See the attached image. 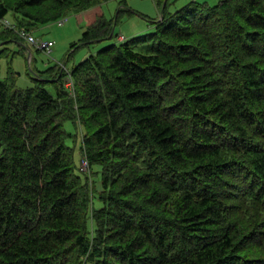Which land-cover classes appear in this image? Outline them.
<instances>
[{
	"label": "trees",
	"instance_id": "trees-1",
	"mask_svg": "<svg viewBox=\"0 0 264 264\" xmlns=\"http://www.w3.org/2000/svg\"><path fill=\"white\" fill-rule=\"evenodd\" d=\"M105 1L0 0V20L12 13L15 26L0 21V46ZM165 9L144 52L110 43L38 71L27 90L13 73L0 78V264H264V0ZM113 24L99 15L72 48L113 38ZM68 121L81 137L79 166Z\"/></svg>",
	"mask_w": 264,
	"mask_h": 264
},
{
	"label": "rangeland",
	"instance_id": "rangeland-1",
	"mask_svg": "<svg viewBox=\"0 0 264 264\" xmlns=\"http://www.w3.org/2000/svg\"><path fill=\"white\" fill-rule=\"evenodd\" d=\"M190 1L191 0H106L104 3L93 7L91 10L89 9L90 11H88V13H84L86 11L70 13L63 17L65 18L63 25H59L58 22H51L39 26L33 32L36 38L54 41L53 53L51 56L37 49L26 40L1 45L0 78L3 80H12L11 75L13 73L15 86L20 89H27L35 86L36 79L38 78V71L41 72L54 65H61L63 63L71 67L73 64L79 63L91 53L110 43H120L124 40L125 42L131 41V43L133 42L132 44L135 45L136 50H143L144 52L148 48L146 44L149 42V35L155 30V22L161 20L163 17L164 7L166 6V13L175 12ZM197 1L214 5L220 0ZM98 14L105 15L107 19L114 20V37L110 40L106 39L90 43L89 45L72 48L73 43L82 39L84 31L91 25L94 19L99 16ZM6 19L9 21L14 20L13 14H8ZM121 35L125 37L123 40L119 38ZM3 47H7L8 50L1 53ZM46 87L55 94L56 90L54 86L48 84ZM73 124L74 123L71 121H68L65 123V128L68 132L76 135V137L70 136L68 138V143L75 147V159L79 166L82 158L80 148L81 137ZM99 169L100 167L98 165L92 167V171ZM96 177V182H99V176L96 175ZM96 177L94 176L93 178L96 179Z\"/></svg>",
	"mask_w": 264,
	"mask_h": 264
},
{
	"label": "bare ground",
	"instance_id": "bare-ground-1",
	"mask_svg": "<svg viewBox=\"0 0 264 264\" xmlns=\"http://www.w3.org/2000/svg\"><path fill=\"white\" fill-rule=\"evenodd\" d=\"M2 2H3V1H2ZM197 4H198V3H197ZM229 5H230V3H229ZM4 6H5V5H4ZM190 6H191V4H190ZM198 6H199V5H198ZM226 6H227V5H226ZM195 7H196V6H195ZM201 7H202V6H201ZM69 9H70V8H69ZM76 10H77V9H76ZM184 15H185V14H184ZM208 15H209V14H208ZM76 17H77V16H76ZM176 17H177V16H176ZM163 18H164V17H163ZM174 19H175V18H174ZM174 19H173V20H174ZM176 21H177V20H176ZM177 23H178V22H177ZM179 23H180V22H179ZM27 31H28V30H27ZM86 35H87V34H86ZM83 37H84V36H83ZM85 37H86V36H85ZM85 37H84V38H85ZM110 37H111V36H110ZM90 38H91V37H90ZM158 38H159V37H158ZM86 39H88V36H87ZM79 40H80V39H79ZM108 40H110V39H108ZM156 41H157V40H156ZM89 43H90V42H89ZM128 43H129V42H128ZM132 43H133V42H132ZM132 43H131V44H132ZM85 44H87V43H85ZM113 44H114V43H113ZM136 44H137V43H136ZM126 45H127V44H126ZM228 45H229V43H228ZM79 46H80V45H79ZM122 46H124V45L121 44L120 48H121ZM132 46H133V45H132ZM113 47H114V46H113ZM113 47H112V48H113ZM125 47H126V46H125ZM158 47H159V46H158ZM160 47H161V46H160ZM120 48H119L118 50H121ZM106 49L109 50L110 48H109V49L106 48ZM106 49H105V51H106ZM110 50H111V49H110ZM75 51H77V50H75ZM113 51L115 52L114 49H113ZM121 51H122V50H121ZM73 52H74V51H73ZM116 52H117V51H116ZM116 52H115V53H116ZM157 52H158V51H157ZM70 53H71V52H70ZM76 53H77V52H76ZM118 53H119V52H118ZM105 54H107V53H105ZM105 54H104V55H105ZM109 54H111V53H109ZM74 55H75V54H74ZM111 55H112V54H111ZM124 55H125V54H124ZM102 56H103V55H102ZM102 56H101V57H102ZM107 56H108V55H107ZM115 56H116V55H115ZM160 56H161V55H160ZM103 57H104V56H103ZM103 57H102V58H103ZM105 57H106V56H105ZM118 57H119V56H118ZM124 57H125V56H124ZM102 58H100V59L98 58V59H99V60H102ZM121 58H122V57H121ZM126 58H128V57H126ZM96 59H97V58H96ZM103 59H104V58H103ZM105 59H106V58H105ZM105 59H104V60H105ZM118 59H119V58H118ZM124 59H125V58H124ZM163 59H164V58H163ZM45 60H46V59H45ZM93 60H95V59H93ZM99 60H98V61H99ZM104 60H103V61H104ZM121 60H122V59H121ZM152 60H154V59H152ZM43 61H44V60H43ZM91 61H92V60H91ZM95 61H96V60H95ZM103 61H101V62H103ZM125 61H126V60H125ZM228 61H229V60H228ZM110 62H111V57H110ZM112 62H113V61H112ZM121 62H122V61H121ZM126 62H127V61H126ZM152 62H153V61H152ZM122 63H123V62H122ZM226 63H227V62H226ZM229 63H230V62H229ZM233 63H234V62H233ZM56 64H57V63H56ZM105 64H106V63H105ZM109 64H110V63H109ZM243 64H244V63H243ZM252 64H254V63L252 62ZM100 65H102V64H100ZM123 65H124V64H123ZM227 65H228V64H227ZM231 65H232V64H231ZM54 66H55V65H54ZM87 66H88V65H87ZM96 66H98V65H96ZM96 66H95V67H96ZM108 66H110V65H108ZM228 66H229V65H228ZM240 66H241V65H240ZM243 66H244V65H243ZM55 67H56V66H55ZM85 67H86V66H85ZM105 67H106V66H105ZM111 67H113V66H111ZM154 67H155V66H154ZM229 67H230V66H229ZM231 67H233V66H231ZM231 67H230V69H231ZM53 68H54V67H53ZM96 68H97V67H96ZM113 68H114V67H113ZM248 68H249V67H248ZM250 68H251V67H250ZM92 69H94V68H92ZM101 69H102V68H101ZM106 69H107V68H106ZM124 69H125V68H124ZM233 69H235V67H234ZM49 70H50V68H49ZM120 70H121V69H119V71H120ZM158 70H159V69H158ZM237 70H238V69H237ZM242 70H243V69H242ZM51 71H52V69H51ZM80 71H81V70H80ZM107 71H108V70H107ZM116 71L118 72V70H116ZM150 71H151V70H150ZM240 71H241V70H240ZM243 71H244V70H243ZM243 71H242V72H243ZM245 71H246V70H245ZM81 72H82V71H81ZM111 72H112V71H111ZM114 72H115V71H114ZM123 72H124V71H123ZM160 72H161V71H160ZM120 73H121V71H120ZM120 73H119V74H120ZM158 73H159V72H158ZM230 73H231V72H230ZM232 73H233V72H232ZM232 73H231V74H232ZM86 74H87V73H86ZM113 74H114V73H113ZM161 74H162V72H161ZM56 75H57V74H56ZM80 75H81V74H80ZM101 75H102V73H101ZM149 75H150V74H149ZM112 76H113V75H112ZM124 76H125V75H124ZM13 77H14V76H13ZM103 77H104V76H103ZM146 77H147V75H146ZM162 77H163V76H161V78H162ZM165 77H166V76H165ZM165 77H164V78H165ZM83 78H84V77H83ZM89 78H90V77H89ZM89 78H88V79H89ZM100 78H101V77H100ZM106 78H107V77H106ZM106 78H104V80H105ZM121 78H122V77H121ZM123 78H125V77H123ZM149 78H150V77H149ZM149 78H147V79H149ZM151 78H152V76H151ZM90 79H91V78H90ZM97 79H98V78H97ZM112 79H114V78L112 77ZM158 79H159V78H158ZM12 80H13V79H12ZM91 80H92V79H91ZM98 80H99V79H98ZM98 80H97V81H98ZM160 80H161V79H160ZM163 80H164V79H162V81H163ZM13 81H14V83H15V80H13ZM87 81H88V80H87ZM87 81H86V82H87ZM116 81H117V80H116ZM157 81H158V80H157ZM157 81H156V82H157ZM165 81H166V79H165ZM42 82H43V81H42ZM46 82H47V81H46ZM90 82H91V81H90ZM101 82H103V81H101ZM159 82H160V81H159ZM39 83H40V81H39ZM43 83H45V82H43ZM43 83H42V84H43ZM47 83H48V82H47ZM114 83H115V82H114ZM90 84H91V83H90ZM109 84H111V83H109ZM117 84H118V83H117ZM164 84H165V83H164ZM166 84H167V83H166ZM206 84H207V83H206ZM40 85H41V84H40ZM111 85H112V84H111ZM157 85L159 86L158 83H157ZM160 85H161V84H160ZM162 85H163V84H162ZM109 86H110V85H109ZM113 86H115V85L113 84ZM117 86H118V85H117ZM205 86H206V85H205ZM16 87H17V86H16ZM38 87H39V85H38ZM43 87H44V85H43ZM93 87H95V86H93ZM97 87H98V85H97ZM110 87H112V86H110ZM115 87H116V86H115ZM131 87H132V85H131ZM207 87H208V85H207ZM210 87H211V86H210ZM138 88H139V87H138ZM163 88H164V87H163ZM201 88H202V87H201ZM28 89H29V88H28ZM33 89H34V88H33ZM36 89H37V88H36ZM36 89H35V90H36ZM38 89H39V88H38ZM96 89H97V88H96ZM113 89H114V88H113ZM117 89H118V88H117ZM130 89H131V88H130ZM197 89H198V88H197ZM21 90H22V89H21ZM26 90H27V89H26ZM132 90H133V89H132ZM203 90H204V89H203ZM207 90H208V89H207ZM213 90H214V89H213ZM213 90H212V92H213ZM7 91H8V90H7ZM15 91H16V90H15ZM24 91H25V90H24ZM94 91H95V90H94ZM104 91H105V90H104ZM187 91H190V90H187ZM193 91H195V90H192V92H193ZM196 91H197V90H196ZM210 91H211V90H210ZM4 92H5V91H4ZM18 92H20V91H18ZM21 92H22V91H21ZM25 92H26V91H25ZM40 92H41V91H40ZM97 92H98V91H97ZM183 92H184V91H183ZM185 92H186V91H185ZM192 92H191V93H192ZM203 92H205V91H203ZM208 92H209V91H208ZM5 93H7V92H5ZM13 93H14V92H13ZM15 93H16V92H15ZM23 93H24V92H23ZM84 93H85V92H84ZM89 93H90V92H89ZM92 93H93V92H92ZM123 93H124V92H123ZM125 93H126V92H125ZM191 93H190L189 95H191ZM193 93H195V92H193ZM196 93H198V92H196ZM11 94H12V93H11ZM45 94H46V93H45ZM108 94H109V93H108ZM114 94H115V93H114ZM181 94H182V93H181ZM181 94H180V95H181ZM204 94H206V93H204ZM210 94H211V93H210ZM7 95H8V94H7ZM85 95H87V94H85ZM93 95H94V94H93ZM98 95H99V94H98ZM109 95H110V94H109ZM112 95H113V93H112ZM120 95H121V94H120ZM170 95H171V94H170ZM185 95H186V94H185ZM212 95H213V94H212ZM44 96H45V95H44ZM99 96H101V95H99ZM114 96H115V95H114ZM118 96H119V94H118ZM124 96H125V95H124ZM134 96H135V95H134ZM181 96L184 97L183 95H181ZM192 96H193V95H192ZM194 96H195V94H194ZM92 97H93V96H92ZM101 97H102V96H101ZM111 97H112V96H111ZM122 97H123V96H122ZM199 97H200V96H199ZM201 97L204 98V96H201ZM205 97H206V95H205ZM211 97H212V96H211ZM7 98H8V97H7ZM15 98H16V97H15ZM86 98H87V97H86ZM95 98H96V97H95ZM120 98H121V97H120ZM129 98H131V97H129ZM173 98H174V97H173ZM192 98H193V97H192ZM192 98H191V99H192ZM196 98H197V97H196ZM196 98H195V99H196ZM84 99H85V98H84ZM178 99H179V98H178ZM189 99H190V98H189ZM193 99H194V98H193ZM195 99H194V100H195ZM200 99H201V98H200ZM200 99H198V100H200ZM204 99H205V98H204ZM7 100H8V99H7ZM44 100H45V99H44ZM85 100H86V99H85ZM88 100H89V98H88ZM94 100H95V99H94ZM97 100H98V99H97ZM107 100H108V98H107ZM107 100H106V101H107ZM124 100H125V99H124ZM130 100H131V99H130ZM133 100H134V99H133ZM185 100H186V99H185ZM196 100H197V99H196ZM80 101H81V99H80ZM91 101H92V100H91ZM95 101H96V100H95ZM95 101H93V102L95 103ZM109 101H110V100H109ZM109 101H107V102L109 103ZM142 101H143V100H142ZM145 101H146V100H145ZM169 101H170V100H169ZM209 101H211V100L209 99ZM5 102H6V101H5ZM7 102H9V100H8ZM12 102H13V101H12ZM78 102H79V101H78ZM82 102H83V101H82ZM82 102L79 103V104H82ZM127 102H128V101H127ZM178 102H179V101H178ZM186 102H187V101H186ZM191 102H192V101H191ZM195 102H196V101H195ZM195 102H193V103L195 104ZM205 102H206V100H205ZM18 103H19V102H18ZM83 104H84V102H83ZM90 104H91V103H90ZM96 104H97V103H96ZM96 104H95V105H96ZM172 104H173V103H172ZM187 104H188V103H187ZM190 104H191V103H190ZM196 104H197V102H196ZM206 104H207V103H206ZM208 104H209V103H208ZM208 104H207V105H208ZM10 105H11V104H10ZM85 105H86V103H85ZM87 105H88V104H87ZM99 105H100V102H99ZM101 105H102V104H101ZM103 105H104V104H103ZM169 105H170V104H169ZM169 105H168V106H169ZM191 105H193V104H191ZM210 105H211V104H210ZM7 106H8V105H7ZM21 106H22V105H21ZM174 106H175V105H174ZM180 106H181V103H180ZM193 106H194V105H193ZM197 106H198V105H197ZM208 106H209V105H208ZM211 106H212V105H211ZM17 107H18V106H17ZM102 107H103V106H102ZM185 107H187V106H185ZM195 107H196V106H195ZM13 108H14V107H13ZM18 108H19V107H18ZM18 108H17V109H18ZM91 108H92V107H91ZM94 108H95V107H94ZM168 108H169V107H168ZM190 108H191V107H190ZM79 109H80V108H79ZM81 109H82V107H81ZM87 109H88V108H87ZM184 109H185V108H184ZM184 109H183V111H184ZM193 109H194V108H193ZM90 110H91V109H90ZM101 110H102V109H101ZM91 111H92V110H91ZM109 111H110V110H109ZM190 111H191V110H190ZM190 111H189V112H190ZM193 111H194V110H193ZM184 112H185V111H184ZM184 112H183V113H184ZM79 113H80V112H79ZM89 113H91V112H89ZM92 113H93V112H92ZM92 113H91V114H92ZM94 113H95V112H94ZM91 114H90V115H91ZM84 115H85V114H84ZM84 115H82V116H84ZM88 115H89V114H88ZM185 115H186V114H185ZM89 117H90V116H89ZM170 117H171V116H170ZM239 118H240V117H239ZM33 119H34V118H33ZM38 119H40V118H38ZM81 119H82V118H81ZM236 119H237V118H236ZM49 120H50V119H49ZM83 120H84V119H83ZM86 120H87V119H86ZM94 120H95V119H94ZM166 120H167V119H166ZM239 120H240V119H239ZM31 121H32V120H31ZM89 121H90V120H89ZM92 121H93V120H92ZM92 121H91V122H92ZM40 122H41V121H40ZM82 122H83V121L81 120V123H82ZM30 123H31V122H30ZM51 123H52V122H51ZM55 123H56V122H55ZM84 123H85V121H84ZM183 123H185V122H183ZM239 123H240V122H239ZM75 124H76V123H75ZM75 124H73V125L75 126ZM230 124H231V123H230ZM232 124H233V123H232ZM51 125H52V124H51ZM54 125H55V124H53L52 126H54ZM87 125H88V124H87ZM96 125H97V124H96ZM100 125H101V124H100ZM175 125H177V124H175ZM178 125H179V124H178ZM60 126H61V125H60ZM97 126H98V125H97ZM191 126H192V125H191ZM34 127H35V126H34ZM56 127H57V126H56ZM47 128H48V127H47ZM185 128H186V127H185ZM46 130H47V129H46ZM55 130H56V129H55ZM50 131H51V130H50ZM50 131H49V132H50ZM187 131H188V130H187ZM53 132H54V131H53ZM61 132H62V131H61ZM64 132H66V130H65ZM64 132H62V133H64ZM45 134H46V133H45ZM48 134H49V133H48ZM56 134H57V133H56ZM232 134H233V133H232ZM85 135H86V134H85ZM46 136H48V135H46ZM61 136H62V134H61ZM234 136H235V135H234ZM53 137H55V135H53ZM57 137H58V135H57ZM64 137H65V135H64ZM230 137H231V135H230ZM235 137H236V136H235ZM50 138H51V137H50ZM60 138H61V137H60ZM56 139H57V138H56ZM62 139H63V138H62ZM62 139H61V140H62ZM227 139H228V138H227ZM234 139H236V138H234ZM53 140H55V139H53ZM67 140H68V139H67ZM118 140H119V139H118ZM190 140H191V139H190ZM232 140H233V139H232ZM56 141L58 142V140H56ZM56 141H55V142H56ZM226 141H227V140H226ZM242 143H243V142H242ZM189 144H190V142H189ZM64 145H65V144H64ZM121 146H122V144H121ZM138 146H139V145H138ZM51 147H52V146H51ZM51 147H50V148H51ZM123 147H124V146H123ZM62 148H63V147H62ZM67 148H68V147H67ZM67 148H66V149H67ZM116 148H117V147H116ZM124 148H125V147H124ZM137 148H138V147H137ZM63 149H64V148H63ZM118 149L120 150V147H119ZM52 150H53V149H52ZM140 150H141V148H140ZM146 150H147V149H146ZM123 152H124V151H123ZM132 152H133V150H132ZM145 152H146V151H145ZM65 153H66V152H65ZM146 153H147V152H146ZM119 154H120V153H119ZM119 154L116 153V155H119ZM140 154H141V152H140ZM60 155H61V154H60ZM65 155H66V154H65ZM63 157H64V156H63ZM85 157H86V156H85ZM116 157H117V156H116ZM53 158H54V156H53ZM55 158H57V157L55 156ZM121 158H122V157H121ZM43 159H45V158H42L41 160H43ZM50 159H51V158H50ZM64 159H65V158H64ZM143 159H144V158H143ZM57 160H58V159H57ZM126 160H127V159H126ZM237 160H238V159H237ZM48 161H50V160H48ZM48 161H46V162H48ZM124 161H125V160H124ZM250 161H251V160H250ZM128 162H129V161H128ZM142 162H143V161H142ZM238 162H240V160H239ZM242 162H244V160L241 161L240 164H241ZM251 162H252V161H251ZM44 163H45V162H44ZM44 163H43V164H44ZM236 163H237V162H236ZM248 163H249V165H251L250 162H248ZM248 163H246V164H248ZM244 164H245V163H244ZM234 165H235V164H234ZM236 165H238V163H237ZM242 165H243V164H242ZM42 166H43V165H42ZM109 166H111V165H109ZM252 166H253V165H252ZM13 167H14V166H13ZM45 167H47V164H46ZM76 167H77V166H76ZM237 167H238V166H237ZM253 167H254V166H253ZM51 168H53V167H51ZM191 168H192V167H191ZM250 168H251V167H250ZM250 168H249V169H250ZM254 168H255V167H254ZM256 168H258V167H256ZM53 169H54V168H53ZM76 169H77V168H76ZM108 169H109V168H108ZM246 169H247V168H246ZM42 170H43V169H42ZM44 170H46V169H44ZM51 170H52V169H51ZM55 170H56V169H55ZM112 170H113V169H112ZM250 170H251V169H250ZM79 171H80V169H79ZM179 171H181V170H179ZM54 172H55V171H54ZM107 172H108V171H107ZM181 172H182V171H181ZM184 172H185V171H184ZM244 172H246V171H244ZM43 173H45V172H43ZM50 173H51V172H50ZM50 173H49V174H50ZM186 173H187V172H186ZM246 173H247V172H246ZM255 173H256V172H255ZM177 174H178V173H177ZM225 174H226V173H225ZM251 174H252V173H251ZM256 174H257V173H256ZM87 175H88V174H87ZM92 175H93V174H92ZM182 175H183V174H182ZM248 175H249V174H248ZM253 175H254V173H253ZM41 176H42V175H41ZM48 176H52V175L50 174V175H48ZM74 176H76V175H74ZM74 176L71 175V177H74ZM84 176H85V174H84ZM191 176H192V175H191ZM249 176H250V175H249ZM254 176H256V175H254ZM54 177H56V175H55ZM105 177H106V175L104 176V178H105ZM193 177H194V176H193ZM195 177H198V176H195ZM44 178H45V177H44ZM76 178H77V177H76ZM76 178H75V179H76ZM171 178H172V177H171ZM174 178H175V177H174ZM181 178H182V176H181ZM242 178H243V176H242ZM259 178H260V176H259ZM50 179H51V178H50ZM56 179H57V178H56ZM78 179H79V177H78ZM167 179H168V178H167ZM190 179H191V178H190ZM261 179H262V178H261ZM51 180H52V179H51ZM71 180H72V179H71ZM73 180H74V179H73ZM80 180H81V179H80ZM86 180H87V178H86ZM162 180H163V179H162ZM197 180H198V179H197ZM257 180H258V179H257ZM31 181H32V180H31ZM52 181H53V180H52ZM165 181H166V182H165ZM165 181H164V182L167 183V180H166V179H165ZM176 181H177V180H176ZM240 181H241V180H240ZM35 182H37V181H35ZM162 182H163V181H162ZM171 182H172V181H171ZM198 182H200V181H198ZM37 183H38V182H37ZM69 183H72V182H69ZM74 183H75V182H74ZM103 183H104V182H103ZM169 183H170V182H169ZM176 183H177V182H176ZM200 183H201V182H200ZM258 183H259V182H258ZM105 184H106V182H105ZM134 184H135V183H134ZM134 184H133V185H134ZM190 184H191V182H190ZM198 184H199V183H198ZM24 185H25V184H24ZM28 185H29V184H28ZM33 185H34V184H33ZM71 185H72V184H71ZM106 185H107V184H106ZM106 185H105V186H106ZM35 186H36V183H35ZM75 186H77V185H75ZM105 186H104V187H105ZM135 186H136V185H135ZM160 186H161V185H160ZM176 186H177V185H176ZM193 186H194V184H193ZM25 187H26V186H25ZM30 187H31V186H30ZM185 187H186V186H185ZM35 188H36V187H35ZM77 188H78V187H77ZM190 188H191V187H190ZM194 188H195V187H194ZM22 189H23V188H22ZM69 189H70V188H69ZM104 189H105V188H104ZM188 189H189V188H188ZM17 190H18V189H17ZM105 190H106V189H105ZM136 190H137V189H136ZM240 190H241V189H240ZM21 191H22V190H21ZM33 191H34V190H33ZM69 191H71V190H69ZM72 191H73V190H72ZM133 191H135V190H133ZM192 191H193V190H192ZM195 191L198 192L197 190H195ZM18 192H19V191H18ZM18 192H17V193H18ZM81 192H83V191L81 190ZM135 192H136V191H135ZM135 192H134V193H135ZM189 192H190V191H189ZM20 193H21V192H20ZM71 193H72V192H71ZM74 193H75V192H74ZM237 193H238V192H237ZM168 194H169V193H168ZM189 194H190V193H189ZM199 194H200V192H199ZM9 195H10V194H9ZM9 195H8V196H9ZM8 196H7V197H8ZM21 196H22V193H21ZM21 196H20V197H21ZM191 196H192V195H191ZM200 196H201V195H200ZM235 196H236V195H235ZM237 196H238V194H237ZM237 196H236V197H237ZM239 196H240V195H239ZM22 197H23V196H22ZM25 197H26V195H25ZM63 197H64V196H63ZM66 197H67V196H66ZM165 197H166V196H165ZM226 197H228V196H226ZM236 197H234V198H236ZM90 198H91V197H90ZM136 198H137V196H136ZM186 198H187V197H186ZM8 199H9V198H8ZM20 199H21V198H20ZM74 199H75V198H74ZM140 199H141V198H140ZM231 199H232V198H231ZM239 199H240V197H239ZM64 200H65V199H64ZM75 200H76V199H75ZM136 200H138V199H136ZM187 200H188V199H187ZM227 200H228L227 203H229V200H230V199H227ZM237 200H238V198H237ZM237 200L234 199V202L237 203ZM14 201H15V200H14ZM14 201H13V202H14ZM18 201H19V200H18ZM29 201H30V200H29ZM71 201H72V200H71ZM77 201H79V200H77ZM138 201L140 202V200H138ZM162 201H163V200H162ZM183 201H184V200H183ZM21 202H22V201H21ZM59 202H60V201H59ZM136 202H137V201H136ZM139 202H138V203H139ZM163 202H164V201H163ZM192 202H193V201H192ZM199 202H200V201H199ZM225 202H226V201H225ZM138 203H137V204H138ZM161 203H162V202H161ZM190 203H191V202H190ZM205 203H206V202H205ZM205 203H204V204H205ZM232 203H233V201H232ZM14 204H15V202H14ZM182 204H183V203H182ZM182 204H181V205H182ZM184 204H185V203H184ZM186 204H187V203H186ZM197 204H198V202H197ZM204 204H203V205H204ZM237 204H238V203H237ZM239 204H240V203H239ZM58 205H59V204H58ZM76 205H78V204H76ZM132 205H134V204H132ZM199 205H200V204H198V208L201 206V205H200V206H199ZM205 205H207V204H205ZM217 205H218V204H217ZM136 206H137V205H136ZM145 206H146V203H145ZM165 206H166V205H165ZM211 206H212V205H211ZM220 206H221V205H220ZM48 207H49V206H48ZM201 207H202V206H201ZM226 207H228V206H226ZM231 207H232V206H231ZM234 207H236V206H234ZM130 208H131V207H130ZM143 208H144V207H143ZM145 208H146V207H145ZM145 208H144V210H145ZM64 209H65V208H64ZM79 209H80V208H79ZM128 209H129V208H128ZM148 209H149V207H148ZM148 209H147V210H148ZM155 209H156V208H155ZM159 209L161 210V206L159 207ZM195 209H197V208H195ZM202 209H203V207H202ZM213 209H214V208H213ZM213 209H211V210H213ZM230 209H231V208H230ZM234 209H235V208H234ZM234 209H233V211H234ZM237 209H238V207H237ZM134 210H135V209H134ZM75 211H76V210H75ZM156 211H157V210H156ZM158 211H159V210H158ZM161 211H163V210H161ZM164 211H166V210H164ZM66 212H67V211H66ZM79 212L82 213V211H79ZM128 212H129V211H128ZM130 212H131V211H130ZM142 212H143V211H141V213H142ZM145 212H146V211H145ZM198 212H199V211H198ZM229 212H230V211H229ZM131 213H132V212H131ZM148 213H149V212H148ZM162 213H164V212H162ZM202 213H203V212H202ZM70 214H71V213H70ZM75 214H76V213H75ZM82 214H83V213H82ZM142 214H144V212H143ZM145 214H146V213H145ZM145 214H144V215H145ZM199 214H200V213H199ZM199 214H198V215H199ZM203 214H204V213H203ZM232 214H233V212H232ZM232 214H231V215H232ZM66 215H67V214H66ZM72 215H73V214H72ZM80 215H81V214H80ZM144 215H143V216H144ZM77 216H78V215H77ZM128 216H129V215H128ZM139 216H140V215H139ZM233 216H235V215H233ZM144 217H145V216H144ZM205 217H206V216H205ZM67 218H68V216H67ZM76 218H77V217H76ZM79 218H81V217H79ZM138 218H139V217H138ZM146 218H147V217H146ZM69 220H70V219H69ZM74 220H75V219H74ZM76 220H77V219H76ZM140 221H141V220H140ZM78 222H79V221H78ZM136 222H137V221H136ZM142 222H144V221H142ZM211 222H212V221H211ZM81 223H82V222H81ZM207 224H208V223H207ZM210 224H211V226H212V223H209V225H210ZM125 225H126V224H125ZM10 226H11V225H10ZM80 226H81V225H80ZM140 226H141V225H140ZM206 226H207V225H206ZM206 226H205V227H206ZM211 226H208V227H211ZM208 227H207V228H208ZM211 228H212V227H211ZM211 228H210V229H211ZM78 230H81V229H78ZM128 230H129V229H128ZM212 230H213V229H212ZM129 233H130V232H129ZM206 234H207V233H206ZM208 234H209V233H208ZM233 234H234V233H233ZM260 234H261V233H260ZM230 235H232V234H230ZM230 235H229V236H230ZM10 236H11V235H10ZM220 236H221V235H220ZM3 237H4V236H3ZM204 237H205V236H204ZM223 237H224V236H223ZM232 237H233V236H232ZM253 238H254V237H253ZM256 238H257V237H256ZM127 239H128V238H127ZM202 239H204V238H202ZM211 239H212V238H211ZM231 239H232V238H231ZM203 241H205V240H203ZM5 242H6V241H5ZM219 242H220V241H219ZM251 242H254V241H251ZM180 243H182V242H180ZM180 243L175 244V245H178V246H179ZM208 243H209V242H208ZM225 243H226V242H225ZM225 243H224V244H225ZM230 243H231V242H230ZM182 244H183V243H182ZM209 244H210V243H209ZM5 245H6V244H5ZM167 245H168V244H167ZM180 245H181V244H180ZM183 245H185V244H183ZM213 245H214V244H213ZM144 246H145V245H144ZM144 246H143V247H144ZM146 246H149V244H146ZM173 246H174V245H173ZM181 246H182V245H181ZM187 246H188V245H187ZM207 246H209V245H207ZM223 246H224V245H223ZM167 247H168V246H167ZM175 247H176V246H175ZM214 247H215V246H214ZM145 248H146V247H145ZM169 248H171V247L169 246ZM178 248H179V247H178ZM182 248H184V247H182ZM207 248H208V247H207ZM219 248H222V247H219ZM224 248H225V247H224ZM141 249H142V247H141ZM146 249H147V248H146ZM188 249H189V248H188ZM205 249H206V248H205ZM212 249H213V248H212ZM109 250H110V249H109ZM147 250H148V249H147ZM170 250H171V249H169V251H170ZM186 250H187V249H186ZM219 250H220V249H219ZM221 250H222V249H221ZM230 250H231V249H230ZM143 251H144V250H143ZM143 251H142V252H143ZM172 251H175V250L172 249ZM180 251H181V250H180ZM183 251H184V250H183ZM217 251H218V250H217ZM228 251H229V249H228ZM187 252H188V251H187ZM220 252H221V251H220ZM226 252H227V251H226ZM173 253H175V252H173ZM177 253L179 254L178 251H177ZM210 253H212V252L210 251ZM182 254H183V253H182ZM182 254H181V255H182ZM189 254H190V253H189ZM189 254H188V255H189ZM123 255H124V254H123ZM172 255H173V254H172ZM175 255H176V254H175ZM206 255H208V254H206ZM219 255H221V254L219 253ZM222 255H224V254H222ZM232 255H233V254H232ZM179 256H180V255H179ZM184 256H185V255H184ZM203 256H204V255H203ZM211 256H212V254H211ZM215 256H217V255H215ZM224 256H225V255H224ZM229 256H230V255H229ZM236 256H237V255H236ZM204 257H205V256H204ZM120 258H121V257H120ZM182 258H183V256H182ZM195 258H196V257H195ZM195 258H194V260H195ZM224 258H225V257H224ZM232 258H233V257H232ZM235 258H236V257H235ZM209 259H210V258H209ZM216 259H217V258H216ZM222 259H223V258H222ZM194 260H193V261H194ZM196 260H197V259H196ZM226 260H227V259H226ZM232 260H233V259H232ZM237 260H238V259H237ZM94 261H95V260H94ZM96 261H97V260H96ZM79 262H80V261H79ZM227 262H228V261H227ZM229 262H231V261H229ZM221 263H222V262H221ZM229 264H230V263H229Z\"/></svg>",
	"mask_w": 264,
	"mask_h": 264
},
{
	"label": "built area",
	"instance_id": "built-area-1",
	"mask_svg": "<svg viewBox=\"0 0 264 264\" xmlns=\"http://www.w3.org/2000/svg\"><path fill=\"white\" fill-rule=\"evenodd\" d=\"M2 23H4L6 26L12 27L14 28L15 26L6 18L5 19H1L0 20ZM59 25H63L65 22V18H62L60 20L57 21ZM20 35L29 43L33 44L37 49L42 50L43 52H45L48 56H51L53 53V47H54V41L53 40H43L41 38H36L35 35L29 31H26L24 29L20 30ZM120 39H124L125 37L123 35H121L119 37ZM68 85L70 87H73V81L69 80L68 81ZM89 168V163L87 161V159H84L82 161V169L83 170H87Z\"/></svg>",
	"mask_w": 264,
	"mask_h": 264
},
{
	"label": "clouds",
	"instance_id": "clouds-1",
	"mask_svg": "<svg viewBox=\"0 0 264 264\" xmlns=\"http://www.w3.org/2000/svg\"><path fill=\"white\" fill-rule=\"evenodd\" d=\"M11 22V21H10ZM12 23V22H11ZM33 33V32H31ZM34 34V33H33ZM22 37V36H21ZM23 38V37H22ZM24 39V38H23ZM25 40V39H24ZM63 67H66L65 64H61ZM71 75H68V77H66V80H67V84H68V81L71 79L70 77ZM72 80V79H71ZM73 81V80H72Z\"/></svg>",
	"mask_w": 264,
	"mask_h": 264
},
{
	"label": "crops",
	"instance_id": "crops-1",
	"mask_svg": "<svg viewBox=\"0 0 264 264\" xmlns=\"http://www.w3.org/2000/svg\"><path fill=\"white\" fill-rule=\"evenodd\" d=\"M90 10H91V9H90ZM90 10H86V12H84V11H83V12H84V13H88V11H90ZM98 15H100V14H98ZM11 22H12V20H11Z\"/></svg>",
	"mask_w": 264,
	"mask_h": 264
}]
</instances>
